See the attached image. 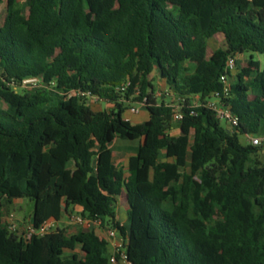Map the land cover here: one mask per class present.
Returning <instances> with one entry per match:
<instances>
[{
	"label": "trees",
	"instance_id": "16d2710c",
	"mask_svg": "<svg viewBox=\"0 0 264 264\" xmlns=\"http://www.w3.org/2000/svg\"><path fill=\"white\" fill-rule=\"evenodd\" d=\"M3 2L0 264H109L93 227L29 240L9 231L1 216L18 199L32 203L34 227L75 211L118 230L128 264H264V161L238 138L264 134V65L254 60L264 57V0ZM216 35L223 46L206 58ZM231 56L247 62L233 80L228 72L223 96ZM153 72L173 102L155 96ZM27 79L39 85L23 88ZM215 93L237 117L230 131L205 105ZM136 103L147 119L132 123L124 115ZM116 139L136 142L122 148L127 174L113 164Z\"/></svg>",
	"mask_w": 264,
	"mask_h": 264
},
{
	"label": "built area",
	"instance_id": "2783aa9c",
	"mask_svg": "<svg viewBox=\"0 0 264 264\" xmlns=\"http://www.w3.org/2000/svg\"><path fill=\"white\" fill-rule=\"evenodd\" d=\"M236 56H231L226 62V71L220 75L219 81L222 84V95L227 96L229 92V77L228 72H234L236 67ZM39 85L37 79H27L23 81V88L34 89ZM124 90V86L121 88ZM169 92V91H168ZM171 93V92H170ZM208 108L213 110L221 122H225L230 126L231 129L237 126V117L230 111L229 106L225 105L222 101V97L219 93L208 99L206 104ZM143 107V103H136L128 107L127 112L130 115L136 114L139 111V107ZM181 112L179 110H174L172 115V121L177 122L181 120ZM247 139L249 144L256 147L260 152H264V134L262 135H248ZM66 225L70 227L75 226H89L93 227L94 231L101 229L100 222L98 220L85 219L78 214L67 215ZM3 224L11 232L20 231L21 237L24 240H29L32 236H44L51 232H54L60 226L59 221L48 220L40 224L38 227H34L30 220L22 222L16 218L13 213L7 214L2 219ZM67 232V230H66ZM109 247L111 248V256L109 258V264H128L126 261V239L120 234V232L114 228L105 229L104 238ZM119 257V260L116 259Z\"/></svg>",
	"mask_w": 264,
	"mask_h": 264
},
{
	"label": "rangeland",
	"instance_id": "374dc122",
	"mask_svg": "<svg viewBox=\"0 0 264 264\" xmlns=\"http://www.w3.org/2000/svg\"><path fill=\"white\" fill-rule=\"evenodd\" d=\"M4 15H5V3L3 2L0 6V24L2 23L3 21V18H4ZM223 46V38L221 35H216L214 38L210 39L208 41V45H207V54H206V58H208L210 56V54L212 53L213 50H215L216 48L218 47H222ZM254 60L255 61H259L261 63V65H264V57L260 56V55H257L255 54L254 55ZM246 62H247V57L246 56H243L242 59L240 61H237L236 63V67L237 68H242L243 66L246 65ZM194 67H195V64L193 62H191L188 58L186 59V62H185V69H186V73H191L193 70H194ZM237 73V71L233 72V78H231V80H233L235 78V74ZM149 80L151 82V84L154 86V91H155V96L158 98V100H165L166 102L168 103H171L174 101V98L173 96L171 95L170 92H168V89H167V86L165 84V82L163 80H161L159 77H158V74L157 72H153L150 77H149ZM27 89H30V88H27ZM19 90V89H18ZM90 105L92 106V109L93 110H99V109H105V103L104 102H101L97 99H90ZM147 113L146 111H143V107H139V111L138 113L136 114H133V115H130L128 112H125V117H128L134 121L137 122H142L143 121V117H146ZM221 125L223 127H225L226 123L225 122H221ZM177 125L174 124L173 127H176ZM173 136L178 134L177 132L175 133H171ZM194 136H195V132L194 131H191V134H190V142L193 141L194 139ZM239 142L240 144L242 145H247L249 144V141L247 139L246 136L244 135H240L239 137ZM134 145L136 144V142H126V141H120V140H115L113 141L112 143V147L114 149V153H115V158L116 159H121V158H124L126 154H128V152H126L124 149H122L123 147H125L126 145ZM260 161H264V152H260L258 154V157H257ZM189 162H190V153L188 152L187 154V158H186V166H189ZM182 170V169H181ZM24 202V205H23V211H18L17 208H18V204H13L10 208H9V211L8 213H3L2 214V219L9 213H13L16 218H18V213H23L24 211L26 212V215L24 217H22V219H20L21 221L23 222H26L29 220V216H30V213L32 212V208H33V205L31 202H29L27 199H24L23 200ZM118 204L122 206V210H121V214H119L122 219H126V214H125V200H124V197L122 196L121 199L119 198L118 199ZM117 204V205H118ZM72 214H77V212L73 211ZM67 215L65 216V218L67 219ZM125 224H126V221H125ZM64 227L66 230H67V233L70 235V234H74L76 232V230L78 229H81L83 228V226H75V227H70L68 225H64L62 226ZM100 231H102V228L99 230L98 233H100ZM101 236V235H100ZM77 253L82 256V253L80 251H77ZM122 264V263H120Z\"/></svg>",
	"mask_w": 264,
	"mask_h": 264
},
{
	"label": "crops",
	"instance_id": "0c3cea01",
	"mask_svg": "<svg viewBox=\"0 0 264 264\" xmlns=\"http://www.w3.org/2000/svg\"><path fill=\"white\" fill-rule=\"evenodd\" d=\"M242 57L243 56H239L238 58H237V61H240L241 59H242ZM171 95H172V93H171ZM107 105H105V107H106ZM143 111H145V109L143 108ZM124 118L125 119H127V120H130L132 123H136V121H134V120H132V119H130V118H128V117H125L124 116ZM147 119V115H146V117H143V121H145ZM225 128H226V130L227 131H230L231 130V128H230V126L228 125V124H226L225 125ZM170 132L171 133H175V132H177L178 134H176V135H174V136H178L179 135V129L177 128V127H172L170 130H169V134H170ZM172 135V134H171ZM173 136V135H172ZM115 141V140H114ZM130 145V144H129ZM128 144L126 145V146H129ZM130 153H128V154H126L125 155V157L124 158H121V159H116L115 157V153L113 154V158H112V160H113V164L116 166V168L117 169H122L123 171H124V173L125 174H127V166H128V159H129V157H130ZM120 199H121V197H119ZM119 198H117V200H116V202H117V204H118V199ZM23 200L24 199H18V200H15L14 202H13V204H18V208H17V210L18 211H23V205H24V202H23ZM126 209H127V205H125V214H126ZM77 210V209H76ZM121 210H122V206H121V204L119 205H117V215H116V218H117V220L120 222V224L121 225H124L125 224V221H126V219H122V217L119 215V214H121ZM26 215V212L24 211L23 213H18V220H20V219H22V217H24ZM65 216H66V214L65 213H63L62 214V216H61V219L59 220V223H60V226L62 227V226H64V225H66V221H67V219L65 218ZM30 217H31V213H30V216H29V219H30ZM21 221V220H20ZM105 229L106 228H102V231H100V233H98L99 232V230L98 231H95V233H96V235L98 236V237H100V238H104V236H105ZM101 235V236H100Z\"/></svg>",
	"mask_w": 264,
	"mask_h": 264
}]
</instances>
